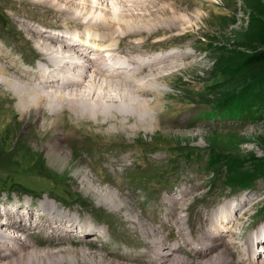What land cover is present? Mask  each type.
Wrapping results in <instances>:
<instances>
[{
  "label": "rangeland",
  "instance_id": "374dc122",
  "mask_svg": "<svg viewBox=\"0 0 264 264\" xmlns=\"http://www.w3.org/2000/svg\"><path fill=\"white\" fill-rule=\"evenodd\" d=\"M17 1L0 0V19L5 21L11 16L6 20L7 23L4 25L0 22V51H2L0 53L3 56L5 55L4 57L8 62L12 61L11 64L14 66L17 65L24 70L26 69L25 71L35 72L39 70L42 66L41 60H44L43 58L45 56L48 59H52L49 58L51 54L46 52L48 49L43 46L46 44L44 41H41V46H39L41 50H36L38 45L36 44V46L34 44V41L31 39L32 35L50 39L47 37L48 31H50L54 35L61 34L64 35L66 39L68 38L67 40L75 42L79 39L83 40L84 37H86L88 41L89 36L92 34L91 32H82L83 30L75 28L71 19L76 18L67 16L66 13L69 11H52V4H55L59 9L65 7L64 0H48L47 2L50 6L40 3L36 5L34 0L33 2L32 0ZM79 1L74 0L71 3L76 5L80 3ZM108 1L113 2L115 0ZM128 1L133 3L131 5L137 8L148 7L149 11L143 19L138 17L136 21L130 20V17L125 16V25L130 24L135 27L142 26L145 30L140 32V35L134 34L127 37L118 36L116 37L117 40L114 39L119 47L116 56L118 57L119 54H121L118 58L138 59L142 58L139 55L142 52L147 55L143 56V58L148 59L147 61L150 62L153 60L152 53L155 51H162L163 53L160 56L165 55V62H167L166 57H172L177 54V52L183 55V57H180L181 54H179L176 59L171 60V64H168L169 66L166 68L168 70L164 69L163 66L160 67V72L157 70L152 71L154 75H149L148 73L150 72L141 75L146 79L148 77V79H154L155 77V80L159 83L157 85L162 89V93L152 95L151 97L149 96L152 101L159 102L157 104V110L159 112L157 111V113L155 109L154 111L152 110L151 115L153 116L151 118L146 119L145 122H142L143 120H139V122L138 120H132V118H130L126 125L128 126L126 127L127 129L118 127V129L109 130L108 125H104V123L102 125L97 124L95 119L77 121L79 113H74V111L70 109L67 110V107L66 109H61V114L59 115L61 118L58 120L57 126L52 130H48L47 122L53 119L50 113H47L45 117L43 116L38 121L29 118L31 116L28 118L27 115L22 116L20 112L16 111L12 106L11 96L4 93L3 89H0V165H2L0 169V183L10 178V180L21 181L38 190L44 188L47 190L44 197H47V194L51 196L54 195L55 197L62 195V186L63 190L68 194L70 190H75L82 198H85V203L89 205V207H87L86 204L82 205L80 203H77L75 206L74 204L67 206L57 201V205L61 211L75 215L78 221L82 220L83 222L92 221L91 217L94 215L92 213L93 210L106 218L113 216L112 218L114 221H112L115 222V228L112 227V224L108 225L107 234H99L96 238L93 237L89 240H84L82 238L71 237L70 239H78L80 241L52 244L50 247L53 252L66 254V251H68L66 257H60V259L63 258V261H58L55 264H99L98 259L95 257L100 256L113 260L112 264H127L125 263L126 261H116L105 251L106 243L107 248L112 253H115L117 250H119V252L123 251L122 253L132 251V247L127 246V248H125L123 245L114 242L112 236H110L116 233L114 231L115 229L120 232L122 228L130 226L129 223H125L126 221L121 223L123 220L121 215H125V217L129 218L143 217L144 215L145 218L143 217V219L147 221L151 216L159 213V209L167 203L168 197L174 196L175 198H179L188 192L186 196L187 199L183 204L184 207L180 209L179 213L185 216L184 212L186 211L187 205L194 204V213L198 215L199 211L202 215H205L219 202L230 199L234 194H236V196L242 195L243 192L233 193L227 190L230 189L226 181L227 173H229L228 165L230 166L228 162L233 159L240 161V171L258 169L256 172H262L261 175H264V94H261L262 90L259 91V97L262 98L260 101L261 103H259L258 107H254L257 109V115H255L254 118L247 117L248 120L244 121L221 122L219 120H209L201 116L202 112L208 107L206 100H204L205 96L203 95H207V92L210 90L215 92L218 91L216 85L218 82L222 83L221 77H223L224 74L220 72L221 67L226 58L234 56V50H236V48L233 44L238 41L237 38H239L240 31L245 26L249 17L248 8L246 6V3H248L247 0H215V2L208 0H140L139 2V0H137L135 1L136 3L133 2L134 0ZM142 2L145 3L143 4ZM106 4L107 2L104 3V5ZM15 5H17V7ZM114 5H117L116 7L122 6L119 4ZM126 7L128 8L129 6ZM43 10L44 16L42 14ZM138 12L139 11H137V13ZM110 16L111 15L108 17ZM10 19L12 21H9ZM26 21L28 23L31 22L30 25L26 23ZM77 21L80 20L77 19ZM18 28L21 29V32ZM27 28L30 29L28 30L29 32L26 33L24 30L27 31ZM185 28L188 29L185 30ZM39 31H42V33H39ZM181 33L186 34L180 35ZM24 35L28 37L29 41H26L27 39ZM19 36L21 37L19 38ZM55 43L60 44L59 41H55ZM58 44L57 47L61 46V44ZM4 47L6 48L4 49ZM27 53H30V55ZM24 57L27 58L25 59ZM0 62L8 65L1 60ZM160 63L161 62H159L157 66L155 64V68H159L158 66ZM185 63H187V66H185ZM191 64H193V66L188 67V65ZM128 66L133 67L134 64L128 63ZM149 68H152V66H149ZM158 73L162 75L163 80H160L161 77ZM141 76L137 78L138 81ZM148 79L147 83L149 81ZM98 81L99 79H96V82ZM163 87L166 90V98L162 102L164 94ZM48 88H50L48 90V92H50L52 89H56V86L51 85ZM70 88H74V85ZM87 89V85H84L81 89L79 88V90L82 91H88ZM216 95L218 96V94ZM141 98L147 99L148 97ZM50 104L52 105L53 103L50 102L49 105L47 104L46 108L49 109L51 106ZM98 111L100 113L101 110L98 109ZM154 116H156L158 121ZM119 118L120 117L117 119L119 120ZM118 120L117 122H119ZM129 144H132L138 150L136 163H156L157 165V170L153 174V177L143 178L145 186L143 185L142 187L145 190L143 188L142 190L140 186L128 178L126 167L132 166L131 160L125 159V164L122 165L119 163L115 165L112 164L117 160L113 158L112 155L120 153L118 152L120 151L119 149H121V147H128ZM116 148H118L117 151L115 150ZM60 152H62L61 154H65L67 163L56 159V154ZM218 155L220 157H218ZM125 156L127 155L123 154L118 159H123ZM211 157H215L217 160L214 165L208 164ZM107 158L108 162H106ZM100 162H102V166ZM106 168H108L107 173H109L107 174V176H109L108 179L114 187L102 181L104 177L100 175V173L106 174ZM139 171L143 172L144 170L140 169ZM34 172L47 175L50 178H41L31 175L27 179L24 175ZM111 179H113V181ZM257 179H259V181L255 183L257 184V188L248 192V194L253 197L252 204H255L252 208L253 220L251 222L246 221L245 225H247L244 228L245 231L242 229L243 225L240 227V231H244L246 234L253 233L257 227L261 226L262 222H264V217L261 216L263 215L262 208L264 204V176L258 177ZM157 190L160 192L158 193ZM105 191L106 193H104ZM116 191L120 194L122 192L125 199ZM137 192L141 194H137ZM12 194V199L10 198V200L13 202L17 200H33L35 203L42 202L41 199L33 197L32 195L29 196L26 194L21 196L19 193ZM103 195H109L111 198H114L105 201V199L102 198ZM1 198L0 196V201H5L4 197ZM115 198H118L117 201ZM48 199L55 202L52 198ZM248 202H250V200ZM114 205L125 206L124 208L126 210L123 209L119 214L118 212L111 213L109 209L110 207H114ZM68 207H70V209ZM254 208L255 210H253ZM111 209L116 210V208ZM144 210L147 215L143 212ZM15 212L20 213L19 211ZM25 214L28 216L29 212L25 211L21 215ZM28 218L30 217L25 219L26 222ZM29 222H31V220H29ZM106 228L107 227H105V229ZM34 229L36 228L34 227ZM30 233L32 232H29V234ZM38 234L39 230L34 233V235ZM24 236L26 235L24 234ZM26 237L27 240H29L31 236ZM82 249H84V252ZM84 254L87 255L85 256ZM184 257H186V255ZM53 259L59 258L56 257ZM205 260H207V258ZM196 261L197 260H192V264H196ZM172 262L173 261H169V263H167L173 264ZM232 262L234 264L235 259L230 263L232 264Z\"/></svg>",
  "mask_w": 264,
  "mask_h": 264
},
{
  "label": "bare ground",
  "instance_id": "6f19581e",
  "mask_svg": "<svg viewBox=\"0 0 264 264\" xmlns=\"http://www.w3.org/2000/svg\"><path fill=\"white\" fill-rule=\"evenodd\" d=\"M34 1L36 2V5L37 3H40V4H45V5L50 6V4L47 2L48 0H45L46 2L43 0H34ZM73 1L74 0H64L65 7H61L62 9H59L56 7L55 4H52L51 7L53 9L52 8L51 9L52 11H57V12L58 11L59 12L69 11L68 13H66V15L69 17L76 18V19H71V22L75 28H79L83 30L82 32L92 33V35L89 37V40L87 41L86 37H84L83 40L79 39L78 41L73 42L71 40H67L68 38L66 39L64 35H61V34L54 35L50 31H48V36L46 34V36L49 37L50 39H45L39 36L37 37V35L35 37L32 35L31 36L32 38L31 37L30 38L34 41L35 45L36 44L38 45L36 50L38 51L39 49L41 50L39 46H41V41L42 42L44 41L46 44L43 46L44 48L48 49L46 50V52L51 54L49 58H52V59H48L46 56L44 58L42 57L44 60H41L42 66L40 64L41 67L39 68V70H36L35 72H29V71H25L26 69L24 70L18 67L17 65L14 66L13 64H11L12 61L8 62L6 58L4 57L5 55L3 56L0 53V60L8 64V65H5L2 62H0V89H3L4 93L9 94L11 96L10 99L12 100V103H13L12 106L14 107L16 111L20 112L22 116L27 115V118L31 116L29 118H32L34 121H38L43 116L45 117L47 113H50L53 116V119L52 121L47 122L48 130H52L55 128V126H57V122L61 118V116H59L61 114V109L62 108L66 109L67 107H68L67 110L70 109V110H73L74 113L75 112L79 113L78 115L79 117L77 121L78 120L89 121V120L95 119V122L97 124L102 125L104 123V125H108L109 130L118 129V127H124L122 129H127L126 127L128 126L126 125L130 118H132V120H138V121L143 120L142 122H145L146 119H149L153 116L151 115L152 110L154 111L155 109L156 112L158 111L157 104L159 102L152 101V99H150L149 96L151 97L152 95L162 93V89L160 88V86L157 85L159 83L158 81L155 80V77L154 79L153 78L148 79L149 78L148 77L147 79L149 81L147 83V79L145 77H142L141 75L147 72H150L148 73L149 75H154L152 74L153 73L152 71H155V70L159 71L160 67H163V66H164V69H166L169 66L168 64H171L170 63L171 60L176 59V57H178V55L181 53L177 52V54L173 55L172 57L171 56L166 57L167 62H165V58H157L152 62L147 61L148 63L145 62V60L141 58L140 59L129 58L128 60H123L121 59V57L118 58L121 54H119L118 57L116 56V52L119 49V47L117 46V43H115L114 39L117 40L116 37L118 36L127 37L130 35L139 34L140 32H143L145 30L142 26L135 27L134 25H130L127 23H126L127 25H125V22H126L124 20L125 16L130 17V20H133V21L134 20L136 21L138 17L143 19L147 15L149 8L148 7L147 8H137L131 5L133 3H130L128 0H115L113 2H109L108 0H80V1L78 0L80 3L76 5L71 3ZM135 1L137 0H134L133 2ZM208 1L215 2V0H208ZM105 2H107L106 5H104ZM54 3H58V2H54ZM114 4H119L122 6L116 7L117 5L115 6ZM15 6L17 7V5ZM126 6H129V7L127 8ZM40 8H43V7H40ZM35 11H38V10H35ZM137 11L139 12L137 13ZM43 13H44V10L42 14ZM109 15L111 16L108 17ZM77 19L80 21H77ZM9 21H12V20L10 19ZM26 23L28 22L26 21ZM30 23L28 24L30 25ZM55 27H56V24H55ZM29 29L30 28H27V31L26 30L24 31L27 33L29 32L28 31ZM186 29L188 28H185V30ZM18 30L21 32L20 28H18ZM39 33H42V31H39ZM185 34L186 33H181L180 35H185ZM20 37L21 36H19V38ZM24 37L27 39L26 41H29L26 35H24ZM55 41H59L61 46L57 47L58 43L56 44ZM2 44H1V47H2ZM5 48L6 47H4V49ZM171 52H174V51H171ZM27 54L30 55V53H27ZM105 55H107L109 58L113 60H116L117 62L121 64H124L122 65L124 69L122 70L112 69L110 62H109L110 59L109 58L107 59ZM180 57H183V55L181 54ZM30 62H31V59H30ZM126 62L135 64V67L127 69L125 65ZM159 62H161L158 66L159 68H155ZM149 66H152V68H149ZM185 66H187V63H185ZM189 66H193V64L188 65V67ZM139 76H141V78L138 81L137 78ZM160 77H161L160 80H163L161 74H160ZM96 79H99V81L96 82ZM51 85L56 86V89H52L50 92H48V90L50 89L48 87H50ZM72 85H74V88H70L72 87ZM84 85L88 86V89H87L88 91L79 90V88L81 89V87H84ZM132 88L133 89L137 88V89L133 90ZM165 92L166 90L164 88L162 102L166 98ZM141 97H148V98L142 99ZM50 102L53 104L52 105L50 104L51 106L48 109L46 108V105L47 104L49 105ZM98 109L101 110L100 113ZM118 117H120L119 120L117 119ZM154 117L157 120L156 116ZM117 120L119 122H117ZM107 144L111 145L110 143H107ZM62 152L56 154L57 156L56 159H58L61 162L67 163L65 154H61ZM96 152H99V151H96ZM110 167L113 168L112 166ZM111 180L113 181V179ZM147 186H148V183H147ZM106 191L104 193H106ZM159 192L160 191H158V193ZM117 193L121 195L122 197L124 195L123 193L121 194L119 192ZM138 193L139 192H137V194ZM188 193H185L179 198H175L174 196L169 195L170 197L167 198L168 199L167 203L164 204V206L160 209L161 211L160 215L151 219L150 222L145 221L143 219V217L145 218L144 215L143 217L139 216L137 218H129V217H125V215H121L122 219L124 220V221L122 220L121 223L126 221L125 223H129L130 226L133 228L134 232L138 234V241L136 243L128 242L129 245H133L136 248V253L135 254L128 253L125 255L115 256L111 252L105 249L106 253L109 256H111V258L113 257V259H115L116 261H120V260H117L118 258V259H121L122 262L126 261L125 263L127 264H166L167 262L169 263V261L170 262L173 261L172 262L173 264H192V260L194 261L197 260L196 264H231L230 262L233 259H235L234 264H264V250H261V251L257 250L259 249L261 245L264 246V225L257 227V229L251 234L240 235L238 232L239 228L242 227V225L246 227L247 225V224L245 225L246 220L249 218V216L252 215V208L255 204H252L253 197L250 194L248 193L244 194L242 200H237L236 202L233 203L234 205H232L231 201H225L218 207L214 208L211 211L209 216L202 218L198 225L192 226L191 233L193 235V238L189 239L187 234L184 232L183 219L179 213L181 207L183 206V204L185 203L187 199L186 196L188 195ZM102 198H104L105 201H109L110 199H113L114 197L111 198L109 195H103ZM117 199L115 198L116 201ZM249 200L250 202H248ZM124 207L125 206H115L114 205V207H110L109 210L111 211V213L118 212L119 214L122 212L123 209L126 210ZM111 208H116V210H113ZM57 209H58V206H57ZM13 210L19 211L20 213H17ZM25 211L29 212L28 216H26V214L21 215ZM143 212L146 214L145 210ZM27 217H30L27 219L28 223L25 221ZM29 220H31V222H29ZM157 222L160 223V227L156 226ZM14 223H17V224H14ZM33 226L37 230H39L38 235H34V233L37 232V230L34 229ZM242 229H244V227ZM166 230H169L170 233L166 234L165 232ZM29 232H32V233L29 234ZM101 232H103L101 228H93V225L87 221L81 223L75 218V216L57 212L56 205L54 203L48 202V199H45L39 204L33 201L30 202L28 200L26 201L19 200L17 202H13L12 200L11 201L1 200L0 201V264H46V263L55 264L58 261H63V258L66 257V255H68L67 254L68 251H66V254L59 253V252H53L50 247L52 244L69 243L71 241H80L78 239L77 240L70 239L71 237L72 238L77 237V238H82L84 240H87V239L89 240L90 238L98 237V234ZM24 234L28 237L31 236L29 238L30 241L27 240V237L24 236ZM171 234L175 235L174 241L172 243L169 242V239L171 238ZM82 251L84 252V249H82ZM185 255L186 257H184ZM56 257H58L59 259L54 260L53 258H56ZM60 257H63V258L60 259ZM95 258L98 259L99 264H112L113 263V260L109 258H105L103 256L95 257ZM206 258L207 260H205ZM202 260H205L206 262Z\"/></svg>",
  "mask_w": 264,
  "mask_h": 264
},
{
  "label": "trees",
  "instance_id": "16d2710c",
  "mask_svg": "<svg viewBox=\"0 0 264 264\" xmlns=\"http://www.w3.org/2000/svg\"><path fill=\"white\" fill-rule=\"evenodd\" d=\"M247 2L249 17L240 31L238 41L233 44L236 48L234 56L226 58L221 67L220 72L224 73L222 83L216 85L217 92L210 90L207 95H203L206 102L222 106L229 114H253L254 107L261 103L259 91L262 90L261 94H264V0ZM216 161L215 157H211L208 162L214 165ZM228 163L230 166L226 181L231 186L245 187L264 176L262 172H256L258 169L240 171L241 163L238 160L233 159Z\"/></svg>",
  "mask_w": 264,
  "mask_h": 264
}]
</instances>
